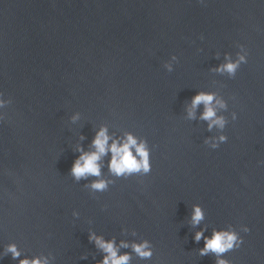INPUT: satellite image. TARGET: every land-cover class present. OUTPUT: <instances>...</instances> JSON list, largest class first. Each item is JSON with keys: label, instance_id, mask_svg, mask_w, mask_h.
<instances>
[{"label": "water", "instance_id": "1", "mask_svg": "<svg viewBox=\"0 0 264 264\" xmlns=\"http://www.w3.org/2000/svg\"><path fill=\"white\" fill-rule=\"evenodd\" d=\"M237 44L249 56L236 77L210 72ZM198 90L218 91L238 114L215 150L206 125L184 119ZM0 91L12 99L0 121V246L96 264L88 229L119 239L126 227L154 245L151 260L132 264H215L186 223L199 203L206 235L251 228L225 254L232 264H264V0H0ZM76 111L82 120L69 125ZM101 122L147 138L152 171L93 197L68 173L76 133L86 144Z\"/></svg>", "mask_w": 264, "mask_h": 264}, {"label": "clouds", "instance_id": "2", "mask_svg": "<svg viewBox=\"0 0 264 264\" xmlns=\"http://www.w3.org/2000/svg\"><path fill=\"white\" fill-rule=\"evenodd\" d=\"M204 3L205 0H200ZM202 38V37H201ZM238 51L233 55L230 52L215 54L219 60L209 71L229 79L236 77L241 65L248 63L249 52L243 44H237ZM199 51V49H198ZM178 57L173 54L165 61L163 67L168 71L174 70ZM215 83V82H214ZM235 100V97H231ZM12 104V99L6 97L0 91V121L4 119V109ZM202 106V110H201ZM184 119L187 121L203 122L206 131L211 133L204 138L203 143L215 150L228 141L225 129L231 121L238 119L236 111H229L228 101L218 91L198 90L194 96L183 105ZM82 120L79 111L73 112L69 118V125H78ZM92 138L85 144L88 137L83 132L76 133L77 139L72 146V151L77 153L69 169V175L73 181L82 184L93 197L98 193L108 192L110 186L117 179H128L133 176L145 177L152 171L151 153L147 138L138 136L129 130L115 131L110 125L101 122L92 127ZM154 147V146H153ZM72 216L79 219L80 213L72 211ZM206 213L199 203H193L186 223L192 229V240L199 244L203 240V247L196 249L201 257L212 255L215 264H232L225 257L226 253L239 249L244 243L241 233H249L251 228L246 224L234 226L227 224L225 227H211L205 223ZM91 224V221H89ZM132 237L129 239L128 237ZM120 237L113 235L106 237L103 233H97L94 229H88V240L93 243L102 258L96 264H132L133 256L139 260H151L154 255V245L149 239L139 237L135 229L121 228ZM129 249L130 251H122ZM16 264H55V256L52 252L45 254L28 255L16 242H8L0 246V259L9 256ZM88 258L82 255L81 260ZM95 260V256H93Z\"/></svg>", "mask_w": 264, "mask_h": 264}]
</instances>
